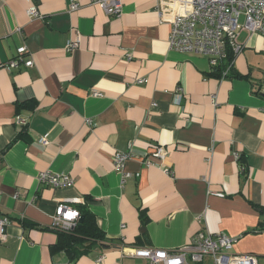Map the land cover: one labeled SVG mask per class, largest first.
Listing matches in <instances>:
<instances>
[{
	"label": "crops",
	"instance_id": "0c3cea01",
	"mask_svg": "<svg viewBox=\"0 0 264 264\" xmlns=\"http://www.w3.org/2000/svg\"><path fill=\"white\" fill-rule=\"evenodd\" d=\"M162 2L123 0L116 18L89 0H0V64L21 47L32 61L0 68V264H147L130 251L216 234L264 264V40L239 22L235 76L215 78L206 58L170 50L180 7ZM117 153L132 154L129 177L114 171ZM47 171L73 186L40 184ZM59 203L90 213L106 243L75 261L52 253Z\"/></svg>",
	"mask_w": 264,
	"mask_h": 264
},
{
	"label": "built area",
	"instance_id": "2783aa9c",
	"mask_svg": "<svg viewBox=\"0 0 264 264\" xmlns=\"http://www.w3.org/2000/svg\"><path fill=\"white\" fill-rule=\"evenodd\" d=\"M90 4L98 6L109 17L118 18L121 15L123 0H89ZM165 3L178 5L179 9H174L170 19V33L168 44L171 51L180 54H195L207 59L210 70L218 66H224L222 77L227 74L232 61L228 64L229 54H237L242 47L237 42V30L242 18L241 29L254 34H260L264 40V0H163ZM77 4H71L69 11L77 9ZM165 7L158 16L165 17ZM27 15L30 18L39 17L36 8H29ZM19 31V30H17ZM79 45L78 38L70 41L66 45V52H73ZM14 59L5 64H0V68L18 69L20 65L25 68L32 67L31 60H24L25 48H18ZM146 80H138V84H144ZM264 95V91L262 93ZM93 96L101 95L95 91ZM180 96L176 97L178 102ZM18 125L25 126L26 123L18 118ZM40 143L46 145V140L40 139ZM132 157L131 153H117L112 163L114 171L122 173L124 164ZM153 157L164 162L167 154L162 148H158ZM147 167L152 164L144 161ZM164 173H169L168 168H164ZM125 178L128 174L123 175ZM38 182L54 189H68L74 184L72 178L67 175H58L50 172H42L38 175ZM81 216L77 209L63 203L57 204L50 228L54 231L72 230L79 222ZM10 221L8 218H0V242L6 238V229ZM236 238H231L225 234L199 235L189 246L174 251H164L151 248L133 249L130 256L145 260L147 264H200L205 257L211 258L210 264H257V258L250 254L238 255L232 252ZM101 258L98 262H101Z\"/></svg>",
	"mask_w": 264,
	"mask_h": 264
},
{
	"label": "trees",
	"instance_id": "16d2710c",
	"mask_svg": "<svg viewBox=\"0 0 264 264\" xmlns=\"http://www.w3.org/2000/svg\"><path fill=\"white\" fill-rule=\"evenodd\" d=\"M231 61H233V58L230 53L227 63L229 64ZM232 67H230L224 78L235 76ZM225 69V65L218 66L211 71V76L221 78ZM79 210L80 216L83 217L82 222L78 223L72 230L55 231L58 235L57 241L51 247L52 253H63L69 261H75L85 255L94 245L106 243L105 236L97 227L92 215L83 209Z\"/></svg>",
	"mask_w": 264,
	"mask_h": 264
},
{
	"label": "water",
	"instance_id": "95a60500",
	"mask_svg": "<svg viewBox=\"0 0 264 264\" xmlns=\"http://www.w3.org/2000/svg\"><path fill=\"white\" fill-rule=\"evenodd\" d=\"M81 222H82V217L79 220V223H81ZM103 249H110V247L109 246H104Z\"/></svg>",
	"mask_w": 264,
	"mask_h": 264
},
{
	"label": "rangeland",
	"instance_id": "374dc122",
	"mask_svg": "<svg viewBox=\"0 0 264 264\" xmlns=\"http://www.w3.org/2000/svg\"><path fill=\"white\" fill-rule=\"evenodd\" d=\"M242 21V18L240 19V22Z\"/></svg>",
	"mask_w": 264,
	"mask_h": 264
}]
</instances>
